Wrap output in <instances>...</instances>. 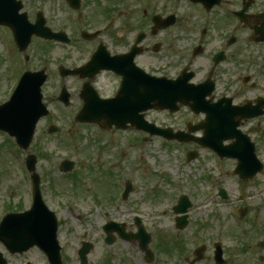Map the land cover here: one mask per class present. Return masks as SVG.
Instances as JSON below:
<instances>
[{"label":"flooded vegetation","instance_id":"af4514ba","mask_svg":"<svg viewBox=\"0 0 264 264\" xmlns=\"http://www.w3.org/2000/svg\"><path fill=\"white\" fill-rule=\"evenodd\" d=\"M31 21L39 15L44 19L45 28L59 34L57 42L43 41V48L50 52V45L61 52L62 67L66 70L81 68L95 57L99 68L97 73L83 72L79 76H70L60 81L59 88L43 90L44 104L49 109L56 107L50 117L55 119L72 118L82 104L84 87L90 83L101 98H114L122 88L124 80H138L141 75L151 76L161 80L162 85L187 79L188 84L201 86L209 93L205 100L217 104L222 100H230L233 107L249 105L255 107L257 100L264 98V0H256L244 13L245 21H240L237 13L242 10L244 0H20ZM261 55V57H259ZM258 62L260 66H258ZM139 76V78H138ZM65 87L69 95L68 105L59 103V93ZM80 105V106H79ZM180 108L174 117L177 121L164 124L175 131L186 132L188 127H195L204 116H193L191 119L180 120L184 117ZM183 121V119L181 120ZM252 121L243 120L240 131L250 139L252 132H260V126H252ZM52 124V123H50ZM49 124V125H50ZM48 125V126H49ZM88 126L82 128L87 129ZM97 129L94 136L86 133L87 144L95 147L106 137L115 142V136L121 132L115 128L104 130L100 126H90ZM202 134L196 133V136ZM50 138V137H49ZM260 138V137H259ZM120 139V138H119ZM69 139L64 135L51 139L55 149L67 145ZM252 141H254L252 139ZM232 142V141H230ZM255 143V142H254ZM230 144V143H227ZM256 144V143H255ZM44 143L38 151L39 175L47 177L58 166L53 157L44 155ZM257 147V145H256ZM115 153V149H111ZM112 168L117 167L115 155H112ZM43 161L52 164L44 165ZM231 174L235 169V161L226 163ZM113 171V170H111ZM71 180V179H70ZM55 191H49L41 186V196L49 208L56 211L58 198ZM24 195L30 199L28 188ZM116 202L111 199L109 202ZM190 201V200H189ZM177 202V201H176ZM191 204H195L190 201ZM154 209L156 220L152 222L155 231L163 232L161 216L169 218L173 207ZM124 204L109 208L110 217L106 223L123 225L125 234L133 236L137 230L132 222L127 224L126 216L136 214L147 215L145 204H132L123 208ZM95 207V205H93ZM11 208V207H9ZM9 208L5 212H9ZM67 212L72 211L71 203L66 204ZM243 210L250 211L247 207ZM138 209L139 211L132 212ZM193 208L188 211L187 229H192L188 244L194 240L204 223H194ZM139 220L140 218L137 217ZM176 216L173 215V225ZM141 222V221H140ZM144 222H142V226ZM145 227V226H144ZM174 227V226H173ZM154 237L153 261L148 262L147 252L139 248V241L125 243L132 249V259L135 264H157L159 255L168 257L175 255V260L181 261L180 252L184 246H174V240L164 234ZM153 237V236H152ZM113 245L122 243L119 236L113 235ZM86 235L80 238V243ZM87 241V240H86ZM246 241L251 245L238 247L234 251L223 248L222 264H264V240ZM112 245V246H113ZM204 246V254L206 245ZM208 261L214 262L213 251L209 253ZM165 264V261L164 263ZM171 264V263H168Z\"/></svg>","mask_w":264,"mask_h":264},{"label":"rangeland","instance_id":"374dc122","mask_svg":"<svg viewBox=\"0 0 264 264\" xmlns=\"http://www.w3.org/2000/svg\"><path fill=\"white\" fill-rule=\"evenodd\" d=\"M30 53L27 52V54H29V56H32V58L30 60H28L27 62H24L23 58H22V64H23V69L22 71L25 70H33L36 67H40L43 65L42 60L37 56L38 52L37 50L35 51L34 48H31ZM58 56L59 55H54L53 56V64H50V68H53L54 65H56L58 62ZM4 84V85H3ZM5 78L2 79V76H0V97H2L4 94V89H5ZM3 86V88H2ZM154 116V115H152ZM155 119H158L159 121H161V116L160 115H156ZM263 119V123H264V118ZM82 132V130L80 131ZM1 139V138H0ZM257 139H258V135H257ZM3 142L6 143V145L4 146V149H10L13 150V147L11 146V144L8 142V139H4ZM44 146L46 147H54L53 144H49L48 141H44ZM123 143L121 145V147L123 148ZM148 146H149V141L147 143H145V145H142L139 147H137L136 150H132V152L128 155L125 154L124 158L126 160H133L134 156H146L147 157V161L145 163V165L151 164L153 162V159L155 158L156 160V164H158V167L161 169L163 174H167L170 176V179L172 180V183L175 185H179L178 188H176L175 190H172L171 192L167 193V195H174L176 194L177 191H181L182 187L184 188L182 191H185L186 193L189 192L190 194H192V196L194 198H192L190 195V201H192L193 203H198V197L202 194V192L205 191V189L207 188V185L205 184V181H202L203 179V175H204V171L205 169H209L211 168V170L213 171V174L216 175L217 173V169H219L218 167L214 166V165H209L208 168L206 167H201V165L199 166L198 161L200 159H205V161L207 162V159L209 158V156H206V154L204 152H201L200 154V158L197 160V162H194L195 166L193 167V169H191V167H185L184 172H180L179 174L176 172V169L178 166H181L182 164L185 163V157L183 156V148L182 146H177L176 144L172 145L173 148H169V146H165L162 145L161 142L159 140H155L152 144H151V151H148ZM150 147V146H149ZM189 149H191V146H188ZM260 149H261V153H263L264 156V133L261 136L260 139ZM56 152H54L55 154ZM12 154H10L9 152H7L6 154H3L4 157L8 158L9 160H12L13 158L11 157ZM66 155L67 156H71L70 151L66 150ZM171 157H170V156ZM54 156V155H53ZM51 156V157H53ZM149 156H151L153 159L151 160V158H148ZM174 157V158H173ZM207 158V159H206ZM54 159V157H53ZM42 164L44 165H50L52 164L50 161H43ZM127 165L128 162H125V164L123 165V171L125 173L126 178H130L132 179L134 182H137V187L138 189L136 190V196L137 199L139 201H142V196L140 192V188H142V186L144 185L143 183L141 184L140 181V176H136L137 171H133V172H129L127 169ZM184 166V165H183ZM226 168L222 169V174L219 176L220 178V186L229 190V191H233L235 193L238 192H246V191H250L251 187L249 186V182L244 183L243 185L238 183V178L234 177L231 174V170H227L228 165L225 164ZM8 169V168H7ZM187 169L192 170L194 177H190V172L187 171ZM143 172H147L149 170H152V168L149 169H140ZM226 172V173H225ZM210 173V172H209ZM209 173H205V176L208 175ZM218 177V175H217ZM256 184L258 183L259 185H256L257 187V191L260 190H264V174L261 175L260 177H258L257 181L255 182ZM251 185V184H250ZM252 186H255V184ZM24 190L25 188L23 187V184L20 182L19 180V176L17 172H13L12 174H7L6 177V182L4 183V185L1 187L0 189V196L3 197L4 194L6 193L8 194H12V198H14V200L16 201V203H20L22 202L23 205H26V198L24 195ZM245 190V191H243ZM253 190V189H252ZM165 193V192H164ZM87 198L90 199L92 197L91 194L87 193ZM59 198V197H57ZM174 200L176 199V196L172 197ZM259 200H251L250 201V205H251V217H250V222L247 226V230L246 232L247 235L244 238V241H251L252 239H256V238H264V192L263 194L258 193L257 197ZM168 200V196L165 197V199H161L159 203H161V205H166L169 206V202H167ZM59 201V200H58ZM151 207V206H150ZM78 208V207H77ZM84 213L87 212V210L89 209L87 208H83ZM91 208V212L93 218H92V224H91V217H89L88 215V219L83 218V220L81 219H77L71 216H67L66 213V208L63 207L60 214V219L62 220V226L59 228L60 230V241L61 244L63 246V252H64V257H65V263L66 264H79L77 262V250L79 247V240L78 237L76 238L75 236H80L84 233H86L87 236V240L90 241L93 245L94 248L93 250L90 252L88 258V262L89 264H103V260L104 258L107 256H109L110 254H116L118 253V255L120 256L121 260H125L127 261L126 263L128 264H135L134 260L132 259V254L131 251L132 249H130L129 245H126L124 243H120V244H116L117 247L111 246V247H105L103 245L102 239H100V235L102 232V224L104 223V215L101 213V211L99 210V208H95L93 206H90ZM152 208V207H151ZM252 209H254L255 211L253 212ZM82 216V215H81ZM225 217V216H224ZM224 217L222 219H214L211 221H207V218H205V225H203V228L201 230V233L204 235V237L207 239V243L210 242V240L214 238V232L216 227L222 223V220H224ZM197 217H194V219ZM81 220V221H80ZM166 221L164 222V227L160 228L161 230H163V232H159V231H155V230H150V235L153 237H157L159 235L156 234H164L167 237L164 238H168L169 241L173 240V238H179L178 240H181L183 242H188V240L190 239L191 232L192 229L189 228L188 230H183V231H176L175 230V225H173V215L171 214L169 218L165 219ZM66 222V223H65ZM174 226V227H173ZM226 226V231H229L230 227L232 226V224L230 223H225ZM148 230V228H147ZM155 242V240H154ZM153 242V244H154ZM212 242V241H211ZM226 244H228L229 249H234L235 244L233 243V239H232V233L228 232V237L227 239H225ZM153 250V249H152ZM191 250V246L190 243L187 245V251L185 252L188 256ZM106 255V256H105ZM117 256L115 259H111L113 264H121L122 262L117 261L118 257ZM175 255L173 256H162L159 255L158 256V260H157V264H162L165 263H171V264H187L183 261V257H181V261L175 260ZM191 259V257H190ZM25 260L31 261L33 264H44L43 261V257L40 253H38L37 251H35L34 249L32 251H29L26 253V255H24L22 258L21 257H11L9 264H23L25 262ZM190 261V260H189ZM186 261V262H189ZM123 263V264H126ZM201 264H209V261H205Z\"/></svg>","mask_w":264,"mask_h":264},{"label":"water","instance_id":"95a60500","mask_svg":"<svg viewBox=\"0 0 264 264\" xmlns=\"http://www.w3.org/2000/svg\"><path fill=\"white\" fill-rule=\"evenodd\" d=\"M25 43H27V42H25ZM24 46H25V45H24ZM156 97H157L156 95L151 94V95H150V101H154V100H156V99H157ZM135 114H136V113H135ZM136 115H137V114H136ZM110 117L112 118L111 115H110ZM24 228H25L24 221H21V223L19 224V226H18L16 232H18V234H21V232H22V230H24ZM7 241H8V239H7Z\"/></svg>","mask_w":264,"mask_h":264}]
</instances>
